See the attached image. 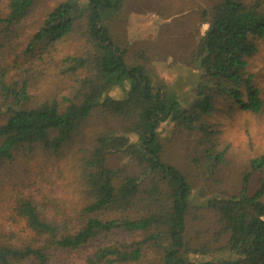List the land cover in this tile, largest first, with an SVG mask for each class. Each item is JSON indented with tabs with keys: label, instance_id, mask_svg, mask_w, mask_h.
I'll return each instance as SVG.
<instances>
[{
	"label": "trees",
	"instance_id": "obj_1",
	"mask_svg": "<svg viewBox=\"0 0 264 264\" xmlns=\"http://www.w3.org/2000/svg\"><path fill=\"white\" fill-rule=\"evenodd\" d=\"M36 1L8 0L0 25L12 30ZM79 1L65 0L52 10L29 45L31 51L44 41L60 42L85 20L92 50L85 57L63 59L64 73L73 76L67 95L48 92L33 98L28 80L6 85V71L0 70L5 106L0 168L19 154L27 160L38 151L63 155L77 145L74 140L94 114L115 119L119 128L95 133L78 149L83 205L59 212L52 205L50 211L27 197L12 205L10 220L21 233L0 231V264H56L62 256L79 257L82 264H143L148 247L160 254L161 264H264V180L253 195L248 188L250 175L264 170V155L250 162L237 195L214 196L204 204L217 216L216 238L226 237L225 245L194 247L185 236L191 187L163 161L159 130L170 121L205 132L200 121L220 98L245 112L264 113L261 91L246 71L257 51L253 40L264 37V0H220L203 11L207 29L191 56L199 79L195 97L184 108L176 98L154 90L147 66L139 63L145 53L139 51L138 63H127V51L110 35L105 21L118 17L124 0ZM80 70L87 71L82 78ZM125 83L124 99L108 95ZM111 157L129 164V171L110 166ZM215 247L222 256L205 258Z\"/></svg>",
	"mask_w": 264,
	"mask_h": 264
},
{
	"label": "rangeland",
	"instance_id": "obj_2",
	"mask_svg": "<svg viewBox=\"0 0 264 264\" xmlns=\"http://www.w3.org/2000/svg\"><path fill=\"white\" fill-rule=\"evenodd\" d=\"M65 0H37L25 18L9 30L0 25V70L6 74L4 82L28 80L29 93L33 98L56 92L59 96L67 95L72 87L71 73H64L67 65L65 57H85L91 50L85 27V20L77 23L73 31L60 42L44 41L31 51L29 45L34 35L41 29L46 16ZM220 0H124V7L116 20L108 16L105 23L110 35L120 49L126 50V62L138 63L137 47L145 46L143 53L146 60L139 63L147 66L156 91L161 89L164 96H172L184 108L195 97V86L199 76L191 63V56L199 39L204 35L207 25L203 24L202 13L209 10ZM255 1V0H253ZM84 4L83 0L79 1ZM249 2V0H246ZM8 0H0V15L5 18ZM163 10L166 18H171V25H164L160 32L162 38L156 43L143 40L144 28L148 22L142 21L133 34L123 37L119 32L118 19H129L133 13H148L152 9ZM122 13V14H121ZM126 20V21H127ZM172 26V29H171ZM164 32V33H163ZM117 36V38H116ZM125 41V42H124ZM256 53L248 59L246 71L253 76L254 84L260 89L264 99V37L254 39ZM87 71L80 70L82 78ZM75 75V74H74ZM129 86L114 87L108 95L114 99H124ZM0 91V126L5 122L4 102ZM8 102V101H7ZM200 127L189 131L173 122L167 121L159 126L163 161L176 168L191 187L189 205L190 215L186 220L185 236L194 247L211 243L225 245L226 237L217 240L220 229L217 216L204 204L214 196H234L241 190L244 175L250 171V162L264 155V113L251 114L236 107L232 101L216 99L214 111L200 121ZM119 123L101 113L94 114L83 129L82 136L76 138L75 146L63 155H38L31 160L19 157L12 163L0 168V231L21 233L19 227L10 220V209L19 198H31L37 205H58L63 208L83 205L77 179L79 148L83 149L97 132L116 130ZM135 140V139H133ZM1 141V139H0ZM140 147V143L137 142ZM108 164L114 168L129 171L130 165L111 157ZM264 180V170L254 172L249 179V194L253 195ZM52 213H54L52 211ZM214 247V246H212ZM222 253L216 249L205 256L209 260L219 258ZM211 257V258H210ZM215 257V258H214ZM199 259L200 257H195ZM160 254L151 248L145 251L143 264H161ZM56 264H82L79 257L62 256Z\"/></svg>",
	"mask_w": 264,
	"mask_h": 264
},
{
	"label": "crops",
	"instance_id": "obj_3",
	"mask_svg": "<svg viewBox=\"0 0 264 264\" xmlns=\"http://www.w3.org/2000/svg\"><path fill=\"white\" fill-rule=\"evenodd\" d=\"M152 9V8H151ZM122 14V13H121ZM148 16V17H144V21L148 22L149 27L148 28H144V34L142 35V39L138 40V41H143V40H150L153 44H155V48L159 49L160 48V44H156L161 38L163 40L162 37V33L160 32V29L166 25L167 27H170L172 21L171 18H166V14L164 13L163 10H155L152 9L150 10L148 13L146 12L141 13V12H136L133 13L132 16H130V18L127 20H123L122 17H120L118 20V25H119V32L116 34H120L123 35V37L129 36L133 34V30H136L139 25L141 24L142 21V16ZM121 16V15H119ZM118 18V17H117ZM116 23H117V19L115 18ZM127 20V21H126ZM139 24V25H138ZM172 29V26H171ZM110 33V31H109ZM164 33V32H163ZM117 38V36H116ZM119 38L115 39L113 37L114 42H116ZM125 42V41H124ZM135 47L137 48V50L140 49V52L142 53L145 46L142 47H137V45H135ZM143 64V62H142Z\"/></svg>",
	"mask_w": 264,
	"mask_h": 264
}]
</instances>
